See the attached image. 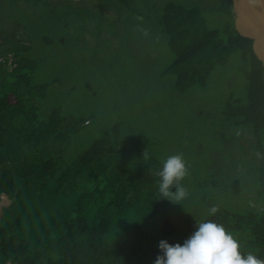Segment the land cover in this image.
Returning <instances> with one entry per match:
<instances>
[{"label":"trees","instance_id":"16d2710c","mask_svg":"<svg viewBox=\"0 0 264 264\" xmlns=\"http://www.w3.org/2000/svg\"><path fill=\"white\" fill-rule=\"evenodd\" d=\"M43 1L0 0V8L25 5L36 9ZM215 3L226 15L221 25L208 27L197 8L184 10L167 3L159 26L168 35L174 53L171 74L182 90L206 82L215 67L239 56L245 95L241 99L229 93L224 101L223 144L228 150L233 136L237 141L223 156L228 163L242 164L249 173L258 172L252 179L261 193L264 71L252 40L234 28L232 0ZM16 45L10 35L0 40V195L11 201L0 217V264H153L161 239L176 243L169 240L174 225L162 209L170 203L159 198L160 164L150 154L133 153L131 135L112 132L93 138V131L85 128L90 123L86 114L44 109L54 104L52 90L33 84L28 69L33 64ZM11 94L15 103L9 101ZM84 110L89 111L88 107ZM239 128L257 138L255 143L252 139L244 146L235 135ZM238 154L242 157L237 158ZM210 159L200 154L195 160L198 164L205 161L204 175ZM52 211L54 218L37 235L22 237L34 225L39 227L41 215L48 217ZM210 219L231 231L243 252L264 259V203L236 215L218 211ZM157 220L160 228L154 231ZM145 223L150 225L147 231ZM183 234L177 242H183Z\"/></svg>","mask_w":264,"mask_h":264},{"label":"rangeland","instance_id":"374dc122","mask_svg":"<svg viewBox=\"0 0 264 264\" xmlns=\"http://www.w3.org/2000/svg\"><path fill=\"white\" fill-rule=\"evenodd\" d=\"M217 1L45 0L36 9L0 8V40L10 35L20 47L18 52L33 64L28 68L33 84L52 90L54 104L44 109L86 114L90 123L85 128L93 131V138L112 132L131 135L133 153L150 154L160 166L169 155H183L187 175L180 183L187 196L183 204L164 198L170 205L162 208L174 225L169 239L174 242L181 232L185 239L194 231L195 219H210L212 207L217 209L214 215L218 211L236 215L264 203V191L257 193L252 179L258 172L249 173L223 156L237 141L233 136L228 150L223 144L224 101L229 93L241 99L245 95L239 56L215 67L206 82L182 90L171 74L174 53L168 35L159 26L167 3L184 10L197 8L208 27L221 25L226 15L217 9ZM9 101L15 103L16 98L11 94ZM235 135L244 146L257 139L242 128ZM200 154L211 157L205 175V161L195 162ZM10 202L0 195V217ZM54 215L55 211L49 218L41 215L39 227L27 229L22 237L37 235ZM186 219V228L179 232ZM160 223L154 222V231H159ZM143 229L149 230L150 225L145 223Z\"/></svg>","mask_w":264,"mask_h":264},{"label":"clouds","instance_id":"9594fccd","mask_svg":"<svg viewBox=\"0 0 264 264\" xmlns=\"http://www.w3.org/2000/svg\"><path fill=\"white\" fill-rule=\"evenodd\" d=\"M157 174L160 178L159 198L173 204L182 203L187 196L180 183L187 175L183 155L177 153L164 158ZM216 211L212 207L209 215H214ZM158 249L159 254L153 264H264V259L253 252H243L233 233L212 219H195L194 231L182 243L161 239Z\"/></svg>","mask_w":264,"mask_h":264},{"label":"water","instance_id":"95a60500","mask_svg":"<svg viewBox=\"0 0 264 264\" xmlns=\"http://www.w3.org/2000/svg\"><path fill=\"white\" fill-rule=\"evenodd\" d=\"M234 28L252 40V50L264 71V0H232Z\"/></svg>","mask_w":264,"mask_h":264},{"label":"bare ground","instance_id":"6f19581e","mask_svg":"<svg viewBox=\"0 0 264 264\" xmlns=\"http://www.w3.org/2000/svg\"><path fill=\"white\" fill-rule=\"evenodd\" d=\"M232 11H233V9H232Z\"/></svg>","mask_w":264,"mask_h":264}]
</instances>
